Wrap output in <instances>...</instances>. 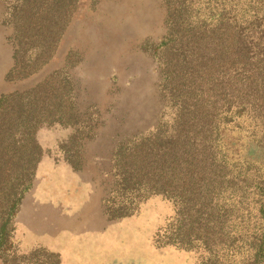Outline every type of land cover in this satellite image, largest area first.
Listing matches in <instances>:
<instances>
[{"label":"trees","instance_id":"16d2710c","mask_svg":"<svg viewBox=\"0 0 264 264\" xmlns=\"http://www.w3.org/2000/svg\"><path fill=\"white\" fill-rule=\"evenodd\" d=\"M78 1L5 0L14 41L6 80H23L53 58ZM164 3L165 34L142 44L158 64L162 109L150 127L112 145L104 213L130 217L161 197L173 214L156 246L193 251L197 264H264V0ZM72 54L35 85L0 95L2 264L40 254L59 264L43 247L18 255L12 234L44 154L38 130H68L58 149L79 170L86 141L104 123L95 103L78 100Z\"/></svg>","mask_w":264,"mask_h":264},{"label":"rangeland","instance_id":"374dc122","mask_svg":"<svg viewBox=\"0 0 264 264\" xmlns=\"http://www.w3.org/2000/svg\"><path fill=\"white\" fill-rule=\"evenodd\" d=\"M5 11L6 2L0 0V95L35 85L49 72L65 66L71 51V61L78 57L68 70L76 80L78 100L82 106L95 103L104 122L98 127L97 140L88 141V150L101 153L109 136L112 135L113 145L119 137L144 130L156 121L162 109L157 86L159 69L142 44L157 43L165 34L164 0H79L53 58L35 74L14 81L5 79L14 50L13 29L4 22ZM67 133L59 126L38 130L37 139L44 154L33 187L42 199L54 194L64 196L65 189L72 194V235L61 241L46 237L39 245L33 242L36 237L26 234L27 227L21 225L18 230L15 221L12 241L18 255L43 247L58 254L59 264H197L193 251L155 245V233L173 214L171 203L161 197L148 199L130 217L110 220L103 233L91 235L83 229L77 233L86 226L79 206L88 199L89 186H78L79 177L65 166L58 143ZM82 175L84 180L90 178L97 184L94 172L89 170ZM15 264L51 261L40 254L34 261L22 258Z\"/></svg>","mask_w":264,"mask_h":264},{"label":"crops","instance_id":"0c3cea01","mask_svg":"<svg viewBox=\"0 0 264 264\" xmlns=\"http://www.w3.org/2000/svg\"><path fill=\"white\" fill-rule=\"evenodd\" d=\"M98 134L93 138V141L97 140ZM109 138V140L104 142L105 151L101 153L96 150H88L89 142L86 141L82 154V167L79 170L73 169L67 162L65 164L71 172L79 177L78 186L81 187L84 184L87 187L89 186L88 199L83 201L79 206L80 213L82 215L84 214V217H86L84 221L86 226L81 227L77 233H80L81 229L86 230V232L91 235L96 234L97 231L104 232L106 224L110 222V219H108L104 213L103 207V199L109 188L111 179L110 156L112 143L110 140L112 139V135L111 137L109 136ZM89 170L94 172L97 184L93 183V179L91 180L89 178L84 180L82 177V173ZM35 191L32 185L30 190L25 193L14 218V224L16 221L18 230L21 229L19 227L21 225L24 228L27 227V229H25L26 234L33 238H37L36 241L33 240L35 244L40 245L43 243L42 240L46 237L48 239L50 237L53 239L50 241L67 240L70 236L69 234L72 235L71 214L73 210L70 204V202L72 203V194H70V192L67 194L68 190L65 189L64 196H57V194H54L46 199H42L39 198L38 195L36 196Z\"/></svg>","mask_w":264,"mask_h":264}]
</instances>
